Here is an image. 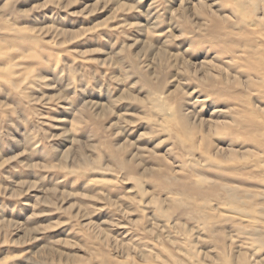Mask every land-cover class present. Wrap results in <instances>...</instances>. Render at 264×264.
<instances>
[{"label": "rangeland", "instance_id": "obj_1", "mask_svg": "<svg viewBox=\"0 0 264 264\" xmlns=\"http://www.w3.org/2000/svg\"><path fill=\"white\" fill-rule=\"evenodd\" d=\"M238 252L264 264V0H0V264Z\"/></svg>", "mask_w": 264, "mask_h": 264}, {"label": "bare ground", "instance_id": "obj_2", "mask_svg": "<svg viewBox=\"0 0 264 264\" xmlns=\"http://www.w3.org/2000/svg\"><path fill=\"white\" fill-rule=\"evenodd\" d=\"M262 50V49H261ZM257 51V50H256ZM256 53V52H255ZM260 56L261 55H259V58H260ZM262 57V56H261ZM245 156V155H244ZM250 167V166H249ZM255 175V174H254ZM236 188V187H235ZM229 191V190H228ZM240 191V190H239ZM238 191V192H239ZM246 191V190H245ZM247 192V191H246ZM251 192V191H250ZM242 193V192H241ZM244 197H247V196H244ZM255 202V201H254ZM260 238V237H259ZM262 238V237H261ZM256 241H259V240H256ZM229 243V242H228ZM231 245V244H230ZM232 247V246H231ZM230 248V247H229ZM229 250V249H228ZM262 250V249H261ZM236 251V250H235ZM235 251H233V249H232V252H235ZM241 252V251H240ZM240 252H238V253H236L235 254V256L236 255H238L237 256V259L239 260H237V259H235V260H237L236 261V264H237V262H239L238 264H248L249 263V261L247 260V257H246V254L245 253H240ZM243 252V251H242ZM252 255V254H251ZM234 256V255H233ZM254 257V256H253ZM236 258V257H235ZM231 259H232V256H231ZM233 264V263H232Z\"/></svg>", "mask_w": 264, "mask_h": 264}]
</instances>
